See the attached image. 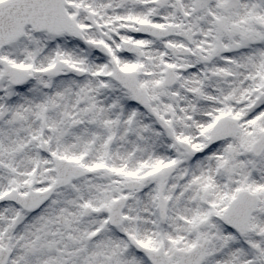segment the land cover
Returning a JSON list of instances; mask_svg holds the SVG:
<instances>
[{
	"label": "snow or ice",
	"instance_id": "obj_1",
	"mask_svg": "<svg viewBox=\"0 0 264 264\" xmlns=\"http://www.w3.org/2000/svg\"><path fill=\"white\" fill-rule=\"evenodd\" d=\"M0 264H264V0H0Z\"/></svg>",
	"mask_w": 264,
	"mask_h": 264
}]
</instances>
